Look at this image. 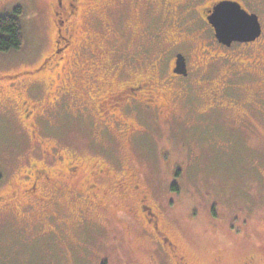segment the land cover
I'll list each match as a JSON object with an SVG mask.
<instances>
[{"label":"rangeland","instance_id":"1","mask_svg":"<svg viewBox=\"0 0 264 264\" xmlns=\"http://www.w3.org/2000/svg\"><path fill=\"white\" fill-rule=\"evenodd\" d=\"M237 1L259 16L264 29V0ZM15 5L24 11L25 42L20 50L0 52V75L38 65L53 48L47 0H0V14L11 12ZM120 9L113 3L109 12L98 9L97 16L106 26L108 44L117 43L119 52L129 55L139 51L142 43L119 34ZM125 21L129 24L131 16ZM146 42L143 54L150 59L143 63L152 65L169 40L157 45ZM224 51H238L240 59L252 55L248 70L254 73L241 71L246 73L225 87L221 75L212 84L208 80L198 84V77L189 96L167 100L166 119L147 122L148 133L132 148L123 147L120 140V149L116 148L110 138L93 133L90 121H82L77 111L82 103L76 98L86 88L78 85V73L92 65L91 59H76L69 66L74 68L70 94L52 110L54 114L43 111L36 138H31L19 111L6 108L12 106L10 101L19 103L20 96L4 82L0 85V172L5 178L0 192L19 187L16 182L26 161L52 159L47 150L76 157L85 166L94 159H111L113 165L120 159L139 174L190 264H264V83L260 80L264 79V33L256 45L236 44ZM105 61L108 64V58ZM224 69L222 64L218 67L221 74ZM211 89L216 92L211 94ZM59 91L49 83L37 99L48 102ZM96 137L99 145L93 142ZM103 183L106 187L108 181ZM65 184L71 188L74 182L67 178ZM101 191L108 193V188ZM64 200L66 195L55 220L39 221L34 203L26 211L30 213L0 209V264H165L151 245L150 227L142 217L130 213L124 217L119 205L109 217L108 210L97 207L88 210L84 219Z\"/></svg>","mask_w":264,"mask_h":264},{"label":"flooded vegetation","instance_id":"2","mask_svg":"<svg viewBox=\"0 0 264 264\" xmlns=\"http://www.w3.org/2000/svg\"><path fill=\"white\" fill-rule=\"evenodd\" d=\"M220 1L47 0V19L52 26V51L30 69L0 75V85L6 82L20 96L19 103L10 101L12 106L6 108L18 110L29 126L31 138H36L43 111L48 116L54 114L56 111L52 110L61 106L64 97L70 94L68 89L74 83L70 77L74 68L69 66L76 59H91L92 65L78 73V85L83 88L85 84L86 88L76 98L82 103L77 111L82 121H90L93 133L110 138L116 148L120 149L118 140L123 147L132 148L148 133L147 126L144 128L147 122L166 119L167 100L189 96L193 92L191 86H196L198 77V84L204 80L212 84L211 80L221 75L225 87L228 81L246 73L241 71L254 73L248 70L254 61L252 55L246 53L249 60L240 59V52L229 53L224 49L236 44L256 45L261 36L252 42H233L231 46L220 42L209 20ZM113 3L121 7L117 12V23L122 29L119 34L140 40L139 51L123 55L117 43L108 44L104 34L106 26L97 12L100 8L109 12ZM129 15L132 21L124 23V18ZM147 40H152L156 45L169 40V46L159 51L152 65L143 63L150 59L143 54ZM179 60L183 62L182 65L178 64ZM221 64L225 68L223 74L218 71ZM59 75L64 79L60 81ZM260 80L264 83L263 78ZM218 81L215 79L217 85ZM49 83L60 88L61 94L48 102L37 99L42 88ZM208 91L211 94L216 92L215 89ZM214 98H217L215 94ZM93 142L100 144L98 137ZM46 153L53 158L26 161L16 182L19 187L0 192V209L15 208L30 213L26 211L32 209L34 203L39 211V221H43L56 219L63 206V195H66L64 201L81 212L84 219L90 209L99 207L98 210H108L109 217L114 206L122 205L119 210L124 217L128 213L135 218L142 217L150 227L151 245L163 258V263L190 264L189 258L180 253L178 245L171 238L161 211L151 202V194L142 185L139 174L123 166L120 159H115L114 165L111 159H94L85 166L76 157L54 155L50 150ZM177 176L180 177V174ZM4 178L0 172V181ZM67 178L73 180V187L65 184ZM104 181H108L106 187L102 184ZM103 187L108 188V193L101 191ZM107 198L108 205L105 203Z\"/></svg>","mask_w":264,"mask_h":264},{"label":"water","instance_id":"3","mask_svg":"<svg viewBox=\"0 0 264 264\" xmlns=\"http://www.w3.org/2000/svg\"><path fill=\"white\" fill-rule=\"evenodd\" d=\"M211 24L220 42L231 46L233 42H252L262 34V24L256 13L246 10L237 0H222L212 15ZM179 65L183 62L178 61Z\"/></svg>","mask_w":264,"mask_h":264},{"label":"trees","instance_id":"4","mask_svg":"<svg viewBox=\"0 0 264 264\" xmlns=\"http://www.w3.org/2000/svg\"><path fill=\"white\" fill-rule=\"evenodd\" d=\"M23 8L0 14V52L20 50L25 42Z\"/></svg>","mask_w":264,"mask_h":264}]
</instances>
